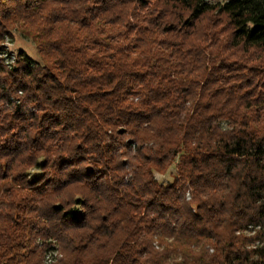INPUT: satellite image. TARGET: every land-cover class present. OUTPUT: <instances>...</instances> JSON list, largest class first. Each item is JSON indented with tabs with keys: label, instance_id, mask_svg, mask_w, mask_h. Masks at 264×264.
<instances>
[{
	"label": "trees",
	"instance_id": "16d2710c",
	"mask_svg": "<svg viewBox=\"0 0 264 264\" xmlns=\"http://www.w3.org/2000/svg\"><path fill=\"white\" fill-rule=\"evenodd\" d=\"M48 247L264 264V0H0V264Z\"/></svg>",
	"mask_w": 264,
	"mask_h": 264
},
{
	"label": "rangeland",
	"instance_id": "374dc122",
	"mask_svg": "<svg viewBox=\"0 0 264 264\" xmlns=\"http://www.w3.org/2000/svg\"><path fill=\"white\" fill-rule=\"evenodd\" d=\"M211 1H219V0H211ZM4 46L11 53V58H7V61L10 62L12 60V54L14 55L18 50H22L26 52L33 61L40 60L39 54L36 50L35 44L29 38L19 33V31H14L13 38H6L4 41ZM38 174L37 169H31L30 175L31 177L36 176ZM175 174V166L174 164L170 165L169 168L163 172L158 173L154 172L155 179L160 183L170 182ZM40 241V240H39ZM52 247H48L45 250V253L50 256L51 259H46L43 264H55L56 257L60 255L58 248L52 250ZM56 255V257H55Z\"/></svg>",
	"mask_w": 264,
	"mask_h": 264
},
{
	"label": "built area",
	"instance_id": "2783aa9c",
	"mask_svg": "<svg viewBox=\"0 0 264 264\" xmlns=\"http://www.w3.org/2000/svg\"><path fill=\"white\" fill-rule=\"evenodd\" d=\"M46 259H51L49 255L46 256ZM46 261V260H45Z\"/></svg>",
	"mask_w": 264,
	"mask_h": 264
}]
</instances>
